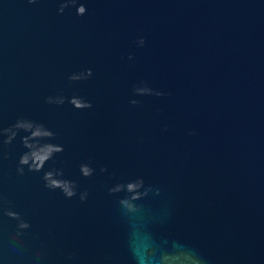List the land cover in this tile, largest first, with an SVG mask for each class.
I'll list each match as a JSON object with an SVG mask.
<instances>
[{
    "label": "water",
    "instance_id": "1",
    "mask_svg": "<svg viewBox=\"0 0 264 264\" xmlns=\"http://www.w3.org/2000/svg\"><path fill=\"white\" fill-rule=\"evenodd\" d=\"M84 3L87 14L77 16L57 14L55 0H0V119L45 123L65 148L45 169L63 167L90 190L81 203L45 189L42 173L17 176L24 149L19 137L9 146L2 188L45 240L50 264H62L70 249L83 257L122 253L115 201L123 193L107 194L113 181L102 166L168 194L144 201L171 210L162 238L194 244L214 264H264V0ZM82 68L93 76L67 80ZM139 80L169 95L130 105ZM58 90L93 107L43 102ZM82 161L96 169L93 177L80 175Z\"/></svg>",
    "mask_w": 264,
    "mask_h": 264
},
{
    "label": "clouds",
    "instance_id": "2",
    "mask_svg": "<svg viewBox=\"0 0 264 264\" xmlns=\"http://www.w3.org/2000/svg\"><path fill=\"white\" fill-rule=\"evenodd\" d=\"M56 12L63 15L65 10H75L77 16H84L88 9L84 0H55ZM27 4H37L39 0H26ZM136 47L145 45V38L138 36L134 41ZM129 61L134 59L128 53ZM93 76L91 68H82L67 76L69 82L86 81ZM169 93L139 80L131 85L128 103L137 106L139 97H165ZM47 105L62 106L65 103L75 109L85 110L93 107L92 101L75 92L65 95L58 90L43 98ZM161 130L168 131L163 124ZM189 136L196 135L194 129L187 131ZM56 132L45 123L26 116H17L11 123L5 124L0 119V264H50L47 246L41 234L34 231L31 222L23 213L15 210L13 201L2 188L4 172L2 165L10 156L9 146L19 137V144L24 149L18 155L15 164L17 176L26 173H42L40 176L43 187L49 191L59 190L66 199L77 197L81 203L90 196L88 188H81L79 183L65 175L63 167L52 166L45 169L49 161L55 160L56 154L65 148L61 143L54 142ZM78 171L83 177H93L96 169L90 161H82ZM100 173H108L113 181L106 187L109 196H116L119 219L123 228V251L121 254L99 252L83 257L78 250L70 249L63 253L62 264H214L212 258L198 246L176 238H162L159 229L171 221L172 213L167 204L159 208L147 206L144 201L149 194L159 196L167 201L168 194L161 187L146 183L145 178L136 175L131 178L117 176L109 172L107 167H100ZM226 264H232L231 260Z\"/></svg>",
    "mask_w": 264,
    "mask_h": 264
}]
</instances>
